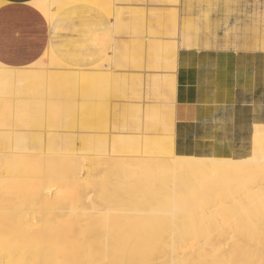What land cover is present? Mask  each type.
I'll list each match as a JSON object with an SVG mask.
<instances>
[{"label":"bare ground","instance_id":"obj_1","mask_svg":"<svg viewBox=\"0 0 264 264\" xmlns=\"http://www.w3.org/2000/svg\"><path fill=\"white\" fill-rule=\"evenodd\" d=\"M36 5L52 17L54 0ZM96 64L0 62V264H264V124L236 131L244 149L175 144L145 112L146 80ZM162 86L175 98L174 74Z\"/></svg>","mask_w":264,"mask_h":264},{"label":"rangeland","instance_id":"obj_2","mask_svg":"<svg viewBox=\"0 0 264 264\" xmlns=\"http://www.w3.org/2000/svg\"><path fill=\"white\" fill-rule=\"evenodd\" d=\"M97 3H101L102 7L96 6ZM68 7L65 6L64 11ZM70 7L73 12L70 16L68 10L64 13L66 17L62 13L61 15L57 13L58 18L61 17L57 33L52 31L49 23L52 34L49 46L55 49L57 57L65 61L69 67L53 66L51 70L67 72L76 70L92 58L93 50L87 44L90 42L87 36L91 31L86 24L90 13L95 11L97 13L95 16H98L95 18L96 27L102 33V37H108L106 43L102 44L106 47L103 54L105 57L100 59L102 67L99 66L97 69L107 72L114 68L117 75L127 77L130 88L136 87L138 78L145 79L149 85L141 98L142 104L145 112L146 109H151L154 110L152 115L165 118L166 124L160 129L163 133L173 131L177 144L181 142V137L190 131L189 126L180 125L177 121L176 95L173 98L170 87L162 86V82L168 79L169 74L175 76L185 56L187 60L195 61L197 68L203 71L205 76L198 85L200 94L197 117L200 120L209 119L203 124H213L211 133L197 135L194 138L213 141L216 150L222 146L221 140L224 139L232 143L235 149H244L243 143H246V140L237 135L236 131L247 130L249 135H252L255 126L246 123L248 120H245L237 109L230 111L226 109L227 100L224 99L228 96L217 97L220 87L216 86L214 76L221 67L220 53L223 51L257 50L260 54L250 55L246 63L252 62L257 65L255 87L264 89V0H85L81 6L72 4ZM112 12L115 14L112 15ZM99 56L101 58L102 55ZM172 56L176 57L175 68L171 72L163 64L164 60ZM228 85L226 83L223 90ZM110 93L109 96L114 99V96L121 93V88H112ZM241 97L243 95L236 98ZM255 100L254 108L244 114L260 116L257 123L264 124V94L261 93ZM173 110L176 119L174 125H170L168 120ZM241 121H245V124L240 126ZM246 146L251 147L252 143L245 144ZM177 153L195 155L194 150ZM213 156L223 155L217 151ZM263 170L264 168L260 172V177L261 188L264 190ZM258 188L259 193H262L260 187Z\"/></svg>","mask_w":264,"mask_h":264},{"label":"crops","instance_id":"obj_3","mask_svg":"<svg viewBox=\"0 0 264 264\" xmlns=\"http://www.w3.org/2000/svg\"><path fill=\"white\" fill-rule=\"evenodd\" d=\"M44 1L45 0H0L1 63L12 67L28 66L48 51H51L57 57L55 49L49 46L52 35L51 29L55 33L58 32V22L60 23L61 17L58 18L57 13H62L66 17L64 13L68 10V15L70 16V13H73L71 12L72 9H69L71 8L70 5L78 4V6H81L84 4L85 0H54V13L51 18L46 16L36 5V3H42ZM65 6H69L66 11H64ZM96 6H98V3ZM95 15H97L95 11L90 13L87 20L88 23L86 24V27L90 28L89 30L91 31L87 36V40L90 41L87 42V44L91 46L90 48H92L93 54L92 58H89L88 61L82 64L85 68L95 66L96 63L99 64L100 59L105 57L103 54L106 52V47L102 44L106 43L108 37L101 36L102 33L96 27L95 23V18L98 16L96 17ZM254 54L258 55L260 52L251 49L248 51H223L220 53L221 67L217 69L214 81L216 86L220 87V90L217 91V97L226 98V96H228L224 99V101L227 100V110L237 109L243 114L245 120L251 121L254 119V121L258 122L257 120L260 116L248 115L247 118L246 114H244L245 112H250V110L254 108L253 104L256 103L255 99L257 96L261 93L264 94V89L255 87L257 81V65L252 62L246 63L250 55ZM99 55H102L101 58ZM62 62L66 64L65 61ZM204 77L203 71L197 68L195 61L191 59L187 60V58L183 56L182 62L179 64L175 73V78L177 80L175 93L177 109L176 118L180 125L189 126L190 131L184 136H191L189 138L190 141L197 135L211 133L213 128V125L211 127L206 125L205 130H198L199 126L202 125L201 123H207V121H209V119L200 121L197 117V109L199 108L198 96L200 94L198 85ZM226 83L229 85L223 90ZM241 95H243V97L245 95V97H241L240 99L236 98ZM235 98L237 101H235ZM244 102L246 103L244 104ZM246 108L248 110H245Z\"/></svg>","mask_w":264,"mask_h":264}]
</instances>
